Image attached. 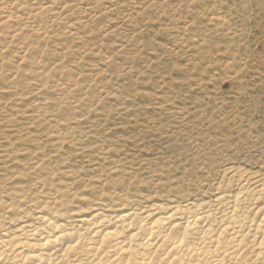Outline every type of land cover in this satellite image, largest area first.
<instances>
[{
  "label": "rangeland",
  "instance_id": "obj_1",
  "mask_svg": "<svg viewBox=\"0 0 264 264\" xmlns=\"http://www.w3.org/2000/svg\"><path fill=\"white\" fill-rule=\"evenodd\" d=\"M242 162L264 166V0H0V231Z\"/></svg>",
  "mask_w": 264,
  "mask_h": 264
},
{
  "label": "bare ground",
  "instance_id": "obj_2",
  "mask_svg": "<svg viewBox=\"0 0 264 264\" xmlns=\"http://www.w3.org/2000/svg\"><path fill=\"white\" fill-rule=\"evenodd\" d=\"M243 164L200 196L156 194L118 213L92 207L75 222L40 212L0 231V264H264V166Z\"/></svg>",
  "mask_w": 264,
  "mask_h": 264
}]
</instances>
